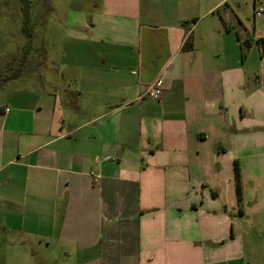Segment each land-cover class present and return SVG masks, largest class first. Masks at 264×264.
<instances>
[{
	"label": "crops",
	"instance_id": "0c3cea01",
	"mask_svg": "<svg viewBox=\"0 0 264 264\" xmlns=\"http://www.w3.org/2000/svg\"><path fill=\"white\" fill-rule=\"evenodd\" d=\"M83 2L46 73L0 81V229L76 264H249L264 0ZM9 47L0 25V65Z\"/></svg>",
	"mask_w": 264,
	"mask_h": 264
},
{
	"label": "rangeland",
	"instance_id": "374dc122",
	"mask_svg": "<svg viewBox=\"0 0 264 264\" xmlns=\"http://www.w3.org/2000/svg\"><path fill=\"white\" fill-rule=\"evenodd\" d=\"M22 5L23 0H0V25L8 32L12 59L17 56L22 58L28 41L23 31ZM29 5L34 28L32 51L28 57V67L24 70L22 68L18 77L23 76V72L28 76L46 73L47 66L57 54L54 52L61 46L60 36L63 33L64 19L68 10L85 7L83 0H30ZM7 232L0 229V264L77 263L78 255L70 258L62 255L61 247L55 239L51 240L50 244L47 241L42 243L36 239L27 240L15 230ZM245 243L247 247L245 263L264 264V231L248 233Z\"/></svg>",
	"mask_w": 264,
	"mask_h": 264
},
{
	"label": "trees",
	"instance_id": "16d2710c",
	"mask_svg": "<svg viewBox=\"0 0 264 264\" xmlns=\"http://www.w3.org/2000/svg\"><path fill=\"white\" fill-rule=\"evenodd\" d=\"M30 0H23L22 9L24 12L23 19V31L28 38V41L25 45L22 58H18V56L4 64L0 65V81H8L14 78H17L22 71L23 65L28 61V57L32 51V37L34 34V28L32 24L31 10H30ZM250 46V43H246V48ZM264 53V48L261 54ZM235 172V182H236V190L238 195V200L241 202L242 200V180H241V171L238 166V163H235L234 167Z\"/></svg>",
	"mask_w": 264,
	"mask_h": 264
},
{
	"label": "built area",
	"instance_id": "2783aa9c",
	"mask_svg": "<svg viewBox=\"0 0 264 264\" xmlns=\"http://www.w3.org/2000/svg\"><path fill=\"white\" fill-rule=\"evenodd\" d=\"M264 12V5H259L255 8V14L261 15ZM161 94V89L158 85L153 84L147 90V95L151 98H158Z\"/></svg>",
	"mask_w": 264,
	"mask_h": 264
}]
</instances>
